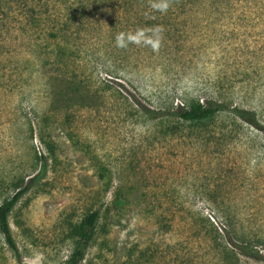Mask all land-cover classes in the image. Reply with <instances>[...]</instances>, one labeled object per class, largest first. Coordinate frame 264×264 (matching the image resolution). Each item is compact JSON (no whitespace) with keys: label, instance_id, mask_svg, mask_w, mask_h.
<instances>
[{"label":"rangeland","instance_id":"rangeland-1","mask_svg":"<svg viewBox=\"0 0 264 264\" xmlns=\"http://www.w3.org/2000/svg\"><path fill=\"white\" fill-rule=\"evenodd\" d=\"M250 1L244 8L255 18L197 19L188 36L161 42L100 8L88 30L67 37L74 60L56 72L55 51L48 56L46 78L64 93L54 104L36 78L41 61L26 60L34 57L28 37H11L0 51V200L2 182L35 174L50 157L42 133L58 154L46 188L30 191L10 217L24 261L65 264L67 220L105 212L122 191L128 204L112 206L108 230L81 264H264L224 248L247 235L264 254V128L226 112L173 132L175 119L152 118L137 102L159 110L214 98L257 110L264 124V0ZM72 70L82 89L74 101L88 104L68 109L62 78ZM0 264H18L1 233Z\"/></svg>","mask_w":264,"mask_h":264},{"label":"trees","instance_id":"trees-1","mask_svg":"<svg viewBox=\"0 0 264 264\" xmlns=\"http://www.w3.org/2000/svg\"><path fill=\"white\" fill-rule=\"evenodd\" d=\"M153 2L154 0H0V51L12 39V36L19 33L28 37L27 49L34 57L29 59L26 55V60L35 63L41 61L40 69L36 74L43 78H36L43 79V94L54 104L55 98H60L64 93L54 91L46 78L48 56L51 50L55 51L56 72L74 60V53L69 50L67 37L73 33L78 34L82 30H88V26L95 19L98 10L102 9L108 12V17L114 22L126 20L131 25L130 30H137V32H141L142 37H146L148 40H160V42L169 40L170 36L171 38L178 37V34L182 32L188 36L197 19L199 21L213 20L215 17H219L232 22L242 19L250 20L258 16L253 8L249 11L244 8L246 4L251 3L250 0H163V3L167 4L164 11L153 8L151 6ZM156 29H159V32L155 31ZM63 74L62 80L66 82L68 109L86 106L88 104L86 97H81L80 102L74 101L78 94L82 93L79 86L81 81L77 80V72L72 70L69 74ZM137 102L141 109L152 118L161 116L175 119L168 126L173 132H180L185 125L188 127L208 126L218 116L226 112L232 113L235 118H241L254 126L264 128L257 110L241 106L231 107L214 98L188 99L185 103L171 109L169 107L159 110L138 100ZM41 140L48 146L50 157L44 156L40 161L42 164L38 171L33 175L17 177L1 184L3 187L1 196L3 197L0 200V233L16 257L18 264L28 263L22 257L10 217L20 200L30 191L46 188L47 183L43 180L48 174L50 158L56 159L58 156L55 141L46 138L44 133L41 134ZM91 162L95 163L94 168L98 170L100 177L105 179L106 175L103 171L105 168L98 164L101 161L95 156L91 157ZM128 202V195L118 191L112 205L108 206L105 212H102L101 208H91L81 219L67 220V237L71 240L73 249L65 264H81L97 233L108 230V218L112 206L121 210ZM102 219L105 221L102 222ZM224 248L229 255V252L232 251L236 256L238 254L255 258L264 256L247 235H244L238 243H233L232 239H228Z\"/></svg>","mask_w":264,"mask_h":264},{"label":"clouds","instance_id":"clouds-1","mask_svg":"<svg viewBox=\"0 0 264 264\" xmlns=\"http://www.w3.org/2000/svg\"><path fill=\"white\" fill-rule=\"evenodd\" d=\"M151 6L160 11H164L167 8V4L163 3V0H154ZM155 31L159 32V29H156ZM116 42L118 46H121V47L125 46V41L122 35H118L116 37Z\"/></svg>","mask_w":264,"mask_h":264}]
</instances>
